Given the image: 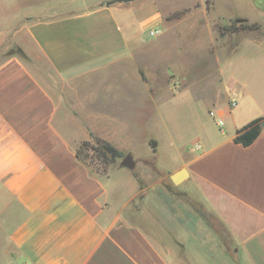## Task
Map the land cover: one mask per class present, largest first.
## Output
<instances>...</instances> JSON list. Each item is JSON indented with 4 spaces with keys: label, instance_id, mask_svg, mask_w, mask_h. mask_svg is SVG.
<instances>
[{
    "label": "crops",
    "instance_id": "obj_1",
    "mask_svg": "<svg viewBox=\"0 0 264 264\" xmlns=\"http://www.w3.org/2000/svg\"><path fill=\"white\" fill-rule=\"evenodd\" d=\"M135 1L11 3L26 59L0 63L6 264H264V127L248 147L233 142L243 126L264 121V0L253 4L258 17L250 21L262 36L215 52V95L204 99L208 116L192 120L188 146L171 140L163 113L150 115L173 97L172 71L148 76L142 35L160 28L162 15L154 1L128 16ZM158 119L166 144L154 135ZM90 134L130 154L134 168L118 162L107 176L92 172L76 157ZM165 147L174 152L169 169L158 162ZM181 169L187 177L174 185L170 177Z\"/></svg>",
    "mask_w": 264,
    "mask_h": 264
},
{
    "label": "rangeland",
    "instance_id": "obj_2",
    "mask_svg": "<svg viewBox=\"0 0 264 264\" xmlns=\"http://www.w3.org/2000/svg\"><path fill=\"white\" fill-rule=\"evenodd\" d=\"M16 1L20 0H0V63L12 55H18L16 51L20 49V43L26 41L22 32L19 36H14V32L21 28V24L14 23L18 18V10L12 8L11 3ZM154 1L162 15V23L158 28L160 33L154 38L142 35V41L149 45L141 48L140 58L148 68L150 79H161L163 73L172 71L166 81L170 84L173 97L158 101L155 109L151 106L150 115L163 113L167 127L174 132L171 140H179V143L184 140L188 146L194 140L192 120L196 113L208 116L210 106L204 99L215 95L211 87L216 66L214 54L219 46L238 42L246 36H262L260 28L254 32L241 31L223 35H220L218 29L232 23L238 25L239 21L252 24L250 21L258 17V11L253 7L256 0H140L133 2L125 10L131 11L128 14L131 17L144 14L150 10ZM178 12L184 13L178 19H167ZM155 123L154 135L160 137L162 144H166L169 137L164 131V124L159 119ZM140 138L135 145L137 151L142 152L145 144L139 141ZM173 156L172 149L160 151L158 162L162 169L173 166ZM214 226L219 228L216 222ZM219 229L224 236L222 228ZM0 264H6L3 257H0Z\"/></svg>",
    "mask_w": 264,
    "mask_h": 264
},
{
    "label": "trees",
    "instance_id": "obj_3",
    "mask_svg": "<svg viewBox=\"0 0 264 264\" xmlns=\"http://www.w3.org/2000/svg\"><path fill=\"white\" fill-rule=\"evenodd\" d=\"M184 12L174 13L169 18L178 19ZM260 26L257 23L248 24L244 21H239V24L232 23L224 28H219L220 35L225 33H237L241 31L254 32L259 30ZM17 54L26 59L22 50H17ZM13 53V52H12ZM263 119H255L239 129L233 138L235 144H239L243 147L250 146L254 140L258 137L261 130V123ZM91 140L80 142L76 148L77 159L90 168L92 172L101 176H107L108 167L112 164L120 162L124 157V154L112 146L105 140L94 137L90 134ZM153 151H155V143L150 141Z\"/></svg>",
    "mask_w": 264,
    "mask_h": 264
},
{
    "label": "water",
    "instance_id": "obj_4",
    "mask_svg": "<svg viewBox=\"0 0 264 264\" xmlns=\"http://www.w3.org/2000/svg\"><path fill=\"white\" fill-rule=\"evenodd\" d=\"M261 126L264 127V121L261 123ZM120 166L125 167L127 169H133L135 164L133 158L130 154L124 155V157L120 161ZM187 177V173L185 170L181 169L170 177L171 182L174 185L180 184Z\"/></svg>",
    "mask_w": 264,
    "mask_h": 264
},
{
    "label": "built area",
    "instance_id": "obj_5",
    "mask_svg": "<svg viewBox=\"0 0 264 264\" xmlns=\"http://www.w3.org/2000/svg\"><path fill=\"white\" fill-rule=\"evenodd\" d=\"M160 33L159 29L157 27H152L150 29L147 30V35L148 37L150 38H154V37H157L158 34ZM236 105V102L235 101H232L231 102V106H235ZM210 115L213 116L212 113H210ZM218 126H221L222 125V122L221 121H218Z\"/></svg>",
    "mask_w": 264,
    "mask_h": 264
}]
</instances>
